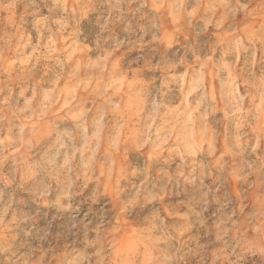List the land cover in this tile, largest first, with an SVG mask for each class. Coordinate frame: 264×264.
<instances>
[{
	"label": "clouds",
	"instance_id": "1",
	"mask_svg": "<svg viewBox=\"0 0 264 264\" xmlns=\"http://www.w3.org/2000/svg\"><path fill=\"white\" fill-rule=\"evenodd\" d=\"M0 264H264V0H0Z\"/></svg>",
	"mask_w": 264,
	"mask_h": 264
}]
</instances>
